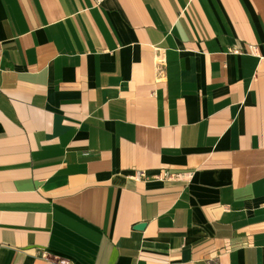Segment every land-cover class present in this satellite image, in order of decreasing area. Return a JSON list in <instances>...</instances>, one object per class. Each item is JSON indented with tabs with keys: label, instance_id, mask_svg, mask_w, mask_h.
Returning a JSON list of instances; mask_svg holds the SVG:
<instances>
[{
	"label": "crops",
	"instance_id": "obj_1",
	"mask_svg": "<svg viewBox=\"0 0 264 264\" xmlns=\"http://www.w3.org/2000/svg\"><path fill=\"white\" fill-rule=\"evenodd\" d=\"M63 259L264 264V0H0V264Z\"/></svg>",
	"mask_w": 264,
	"mask_h": 264
},
{
	"label": "built area",
	"instance_id": "obj_2",
	"mask_svg": "<svg viewBox=\"0 0 264 264\" xmlns=\"http://www.w3.org/2000/svg\"><path fill=\"white\" fill-rule=\"evenodd\" d=\"M98 1H100V0H98ZM248 50L251 52V53H256L257 52V47H255V46H252V45H249L248 46ZM138 176L139 177H142V176H144V173L143 172H138ZM172 175L169 173V172H167V171H165V172H162V174L159 176L160 178H170ZM59 264H70L69 263V261H67V260H61L60 261V263Z\"/></svg>",
	"mask_w": 264,
	"mask_h": 264
},
{
	"label": "water",
	"instance_id": "obj_3",
	"mask_svg": "<svg viewBox=\"0 0 264 264\" xmlns=\"http://www.w3.org/2000/svg\"><path fill=\"white\" fill-rule=\"evenodd\" d=\"M144 226H145V223H141L137 225L138 228H143Z\"/></svg>",
	"mask_w": 264,
	"mask_h": 264
}]
</instances>
